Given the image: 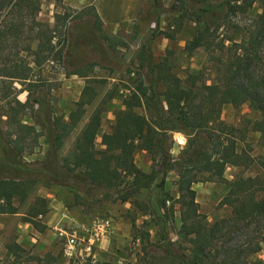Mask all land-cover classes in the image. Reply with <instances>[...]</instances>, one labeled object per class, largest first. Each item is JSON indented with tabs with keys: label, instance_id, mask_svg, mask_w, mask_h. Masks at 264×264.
Returning a JSON list of instances; mask_svg holds the SVG:
<instances>
[{
	"label": "trees",
	"instance_id": "1",
	"mask_svg": "<svg viewBox=\"0 0 264 264\" xmlns=\"http://www.w3.org/2000/svg\"><path fill=\"white\" fill-rule=\"evenodd\" d=\"M254 4L259 12L248 19L242 36L236 40L225 38L229 42L227 46L223 45V39L218 42V49H224L226 54L215 57V72L210 83L198 73H188L180 79L162 62H153L149 51L146 50L144 55L141 53L139 57L147 69V77L138 80L122 98L123 109L115 116L110 130L100 134L103 148L95 150L93 147L100 123V109L95 106L74 136L59 165L60 170L55 165L50 171V176L59 180L57 173L67 177L79 170L81 180L92 187L113 191L117 200L126 201L141 215H147L156 225L159 239L165 243L169 240V224L176 204L179 225L174 234L177 240L187 243V253L178 256V264H246L250 262L248 257L256 251L249 243L241 244L237 237L245 236V231L263 218L264 173L234 175L219 200V204L229 207V215L210 223L198 212L191 185L211 180L224 166H256L264 170V149L257 155H251L248 147L237 149V142H244L243 132L220 119L223 104L235 106L247 102L259 113L252 121L251 129L264 141V74L258 71L264 48V0H180V5L174 7L181 18L187 17L197 24L194 34L184 45L190 53L198 47L209 49L210 30H216L236 14H247ZM37 11L38 0H0V43L5 35L16 36L27 22L30 30L35 28L30 37L36 42L34 49H30L34 66L47 60L53 49L54 26L48 27L36 20ZM54 16L59 17L58 14ZM95 19L96 25L100 24L97 16ZM155 23L157 25V19ZM164 36L171 39L173 32H166ZM103 38L112 42L108 37ZM117 43L121 42L118 40L112 45ZM72 73L83 77L84 85L66 119L50 114L42 123L46 152L52 162L65 137L84 115L85 107L96 97L93 85L96 79L82 70L75 69ZM25 76L22 72L9 75L18 80H24ZM27 101V98L23 102L14 100L6 113L11 131L7 133V139L0 140V150L6 155V158L0 157V214L16 213L15 202L24 200L36 180L29 173H18L19 157L24 151L19 135L35 133L31 125L16 118L24 111ZM174 131L181 132L185 141L171 161L169 148ZM135 150H144L153 158L157 156L158 170L144 172L139 169L133 162ZM171 169L177 174L174 199L163 189L165 175ZM47 177L39 175L37 180L45 181ZM70 177L77 179L75 173ZM46 210V199L35 197L24 213L23 221L40 231L42 225L36 216ZM258 243L264 244V224L253 244ZM5 250L12 257L10 264H21L16 258L23 249L16 242L7 243ZM250 264L262 262L254 260Z\"/></svg>",
	"mask_w": 264,
	"mask_h": 264
},
{
	"label": "rangeland",
	"instance_id": "2",
	"mask_svg": "<svg viewBox=\"0 0 264 264\" xmlns=\"http://www.w3.org/2000/svg\"><path fill=\"white\" fill-rule=\"evenodd\" d=\"M179 5L180 0H141L139 13L126 29L104 25L101 22L96 25L93 13L68 8L61 0H38V11L34 18L54 28L51 38L53 49L48 59L37 66L32 64L30 54V49H34L36 44L35 40L30 38L35 28L30 30L25 22L16 36L5 35L4 41L0 43V140L7 139V133L11 131L6 116L8 105H13L14 100L23 102L27 98L24 111L17 114L16 118L26 125H31L35 133L19 135L24 151L19 157L18 173H29V176L36 180L27 190L24 200L15 202L16 213L0 214V264L12 262L5 245L10 242L17 243L24 213L35 197L46 199V211L57 212L63 207L65 214L67 213L66 217L70 216L78 221L100 218L108 219L111 227L116 224L118 228L111 234V239L115 240L111 243L112 254L109 257H99L96 264H178V256L187 253V243L177 240L174 234L179 225L176 204L173 205L172 221L169 224V240L165 243L159 239L157 227L147 215H141L128 202L117 200L113 191L92 187L81 180L80 174L77 173L79 170L73 172L77 179L70 177L73 173H69L67 177L57 173L61 182L50 176V171L55 165L56 169L60 170L59 165L61 166L62 158L68 152L74 136L95 106L100 109V123L93 147L95 150L103 148L100 144V134L110 130L115 116L123 109L122 98L134 88L138 80L143 81L147 77V69L139 57L141 53L144 55L146 50L149 51L153 62H162L170 73L180 79L188 73H198L206 83H210L215 72V57H223L226 54L224 49H218V42L223 39V45L227 46L229 42L225 38L236 40L241 37L248 19L259 12L254 4L247 14L232 16L216 30H210L211 34L207 38L209 49L198 47L188 53L184 45L194 34L197 24L187 17H180L179 12L174 10V7ZM55 14L59 16L57 19ZM170 31L173 32L171 39L164 36V33ZM103 36L110 38L112 42H106ZM118 40L120 44L112 45ZM261 51L258 71L264 74V48ZM75 69L85 71L91 78L96 79L93 83L96 97L85 107L84 115L65 137L52 162L46 152L42 123L50 114L66 119L84 85V78L72 73ZM21 72L26 74L24 80L9 77L11 73ZM161 88L159 85L158 89ZM35 99L38 102H35ZM258 117V111L252 109L247 102L235 106L223 104L220 110V119L239 128L244 134L245 143L238 141L236 148L248 147L251 155H257L264 149V141L259 133L251 129L252 121ZM171 139L169 155L172 161L184 144L185 138L181 132L174 131ZM0 157L6 158L1 150ZM157 159V156L153 158L144 150H135L133 153L134 164L144 172H150L152 169L157 171ZM24 169H29L30 172ZM40 170L46 172H38ZM261 172L264 173V170L256 166H224L213 174L211 180L193 183L191 188L194 190V199L198 212L204 216V221L210 223L228 217L229 207L219 204V200L227 189V182L234 175L248 176ZM39 175L48 176L45 178L48 180H37ZM176 179L174 169L165 175L163 189L172 199L177 195ZM168 203L167 201L166 205ZM262 224L264 215L259 223L251 225L245 231V236L237 238H240L241 241H238L241 244L246 242L251 247L254 246L256 251L248 257L250 262L258 260L264 264V244H253ZM25 232L28 237L34 235L30 227ZM117 236L121 239L114 238ZM124 236L127 238L123 239ZM23 245V252L16 258L21 264H63L61 241L54 228L41 229L34 242Z\"/></svg>",
	"mask_w": 264,
	"mask_h": 264
},
{
	"label": "crops",
	"instance_id": "3",
	"mask_svg": "<svg viewBox=\"0 0 264 264\" xmlns=\"http://www.w3.org/2000/svg\"><path fill=\"white\" fill-rule=\"evenodd\" d=\"M61 2L63 3V5H66L68 8L74 10H88L90 13H93V15L97 16L100 22L104 25H111L115 28L126 27V29L129 27V25H131L132 21L135 20L141 7V0H61ZM63 209L64 208L62 207L57 210V212L51 210L45 211L42 214H38L36 218L42 225V229H48L49 227L54 228L55 226L60 225L62 222L66 221V218H61V216L65 214V210ZM55 213L57 214V217H55ZM28 226L30 227V231L34 234L33 236L28 237L26 235L25 230L29 228ZM117 228L118 227L116 226V224L112 226L113 234L115 230H117ZM38 235L39 231L33 228L32 225L28 222L23 221L19 229V237L16 239L17 244L20 247H23V244L34 242L35 237H37ZM114 238L121 239L120 236ZM122 238L125 239L127 237L124 236ZM113 242H115V240L111 239V235L106 238L100 239L98 245L95 248L97 261L99 257H109L112 254L111 243Z\"/></svg>",
	"mask_w": 264,
	"mask_h": 264
},
{
	"label": "built area",
	"instance_id": "4",
	"mask_svg": "<svg viewBox=\"0 0 264 264\" xmlns=\"http://www.w3.org/2000/svg\"><path fill=\"white\" fill-rule=\"evenodd\" d=\"M68 221L54 227L61 241V256L63 264H96L95 248L101 238L112 233L108 219L93 218L88 221H78L66 217Z\"/></svg>",
	"mask_w": 264,
	"mask_h": 264
}]
</instances>
